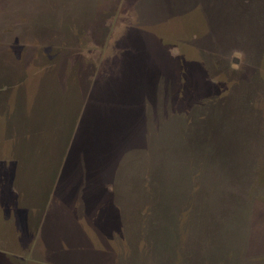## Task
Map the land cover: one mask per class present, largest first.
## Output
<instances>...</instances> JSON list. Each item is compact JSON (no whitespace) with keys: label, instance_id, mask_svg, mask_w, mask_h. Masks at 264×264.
I'll list each match as a JSON object with an SVG mask.
<instances>
[{"label":"trees","instance_id":"16d2710c","mask_svg":"<svg viewBox=\"0 0 264 264\" xmlns=\"http://www.w3.org/2000/svg\"><path fill=\"white\" fill-rule=\"evenodd\" d=\"M3 1L0 130L10 155L0 159V264L26 262L21 252L34 238L52 251L51 264H119L132 240L123 206L114 207L115 174L136 149L141 163L133 158L129 166L143 172V217L152 216L153 230L163 228L152 251L163 257L172 247L174 264H264V0H133V47L110 61L108 75L111 65L125 73L126 60L139 62L148 47L149 86L134 118L140 130L121 135L110 156L88 113L105 65L100 72L83 44L104 48L122 0ZM193 12L203 18L204 34L182 43L195 59L146 31ZM74 183L80 198L99 191L111 223L93 214L109 232L112 226L115 249L88 252L81 241L78 254L69 234L63 248L60 224L68 231L65 195ZM80 203L75 218L88 208ZM11 218L29 237L13 249L5 233Z\"/></svg>","mask_w":264,"mask_h":264},{"label":"rangeland","instance_id":"374dc122","mask_svg":"<svg viewBox=\"0 0 264 264\" xmlns=\"http://www.w3.org/2000/svg\"><path fill=\"white\" fill-rule=\"evenodd\" d=\"M59 4L60 3L57 1L58 6ZM4 8V1L0 0V13H2ZM113 17L114 18L111 20L112 31L104 48L95 46L92 41H87L83 44V53L87 55L88 58L99 63L100 72L103 70V65H105L102 91L95 96L97 99L91 104L88 113L93 116L92 123L95 121V124H97V131L95 133L97 135L96 139L102 141L101 144L108 156H110V153L116 151L118 145H121V142H119L121 135H127L128 132L129 136H135L140 130V128L138 130L134 118L137 117L139 111L143 110V107H145L143 104L144 91L149 86V81L146 79V77L149 76V72L144 71L143 65L151 69V53L147 47L142 53V58L139 57L136 59V61L139 62H131L130 64H128V60H126L125 64L123 62L126 69L125 73L119 70L121 64L117 66L111 65L113 70L110 71V74L112 75L111 77L108 75L110 61L119 58L120 50L124 51L127 48L133 47L131 40L134 35H132L133 32H131V27L137 20L133 0H122L118 11ZM71 19L75 20L76 16L72 15L69 17V20ZM146 31L161 37L164 43L170 46L174 45L175 49H177L178 52L181 51L187 58L195 59L197 58L195 51L184 45L182 41L203 35L205 31V22L199 12H193L190 15L173 19L159 26L146 28ZM126 33L127 40L123 41L122 38L125 37ZM236 58L238 59V57L232 59L234 63ZM239 63L240 60L238 59V63L235 64ZM262 72L264 75V66L262 67ZM110 81L113 82L111 83ZM61 101L63 102V100ZM125 115L127 117H125ZM113 135H117V139H115ZM3 140L4 130L2 129V131L0 130V159L5 158V154L7 157L10 155V152L6 151V148L5 151H3L4 148L2 147L4 144L1 142ZM133 158H137L141 163V149H136L129 153L121 164L120 173L118 172V175L115 174V176L118 177L119 184L116 189L117 195L113 198L114 207L116 206L117 208H115V210H117L123 206L124 214L126 213L129 219L128 226L131 229L129 231V236L132 240L130 241L132 245L130 247L127 246L129 254L123 253L119 264H150L151 259H153V264H174L173 257L175 251L172 247L166 246L165 251H167L168 254L163 257L152 251L153 248L156 249V246L159 245V242L158 245L155 244V241L152 243V238L161 232L163 228L158 227V230H153L152 216L150 218V216L148 217V213H144L146 216L143 217L142 209L144 208L145 195L147 193L146 189L143 187L144 182L142 181L143 172L141 166H139L138 169L129 166ZM40 164H44V161L40 160L39 165ZM135 184H137L138 187H134ZM80 192L82 194L83 190L74 183V185L71 186V190L65 195V197L69 199L70 217L67 223L69 225V233L66 231L67 226L65 224L62 226L63 223L60 224V238H63L60 242L63 248L67 249L65 242H67L66 236L69 234L75 243L73 247L75 250H80L81 241H87L86 246L88 250L86 251L88 252H99L98 249H102L100 251H105L107 248L112 250L114 247L110 240L113 238L112 236L109 238V233L113 232V228L109 225V229L111 228L109 232L107 226L104 223L100 226L96 218L98 217V213H100L102 217H108L106 213L107 210H105L102 205L104 202L98 198L99 196L101 197L99 191L91 189L86 192V198L81 196L84 202L83 205L88 208L84 211L83 218L79 216L77 218L74 217V208L78 209L77 206L81 205ZM93 210L98 212L97 215L93 214ZM153 214L155 213L153 212ZM147 217L148 219L143 222L144 218ZM105 219L106 218H104V220ZM108 219L106 220L107 223L110 222V219ZM144 223H147L146 227H144ZM15 224L17 225L15 220L13 222V218L9 219L7 222V229L5 230L6 235L9 236L7 241H9L11 249L16 247V244H14L15 242L18 243L20 240L24 245V242L29 238L26 236V233L20 232L21 229ZM56 232L57 230L55 234ZM56 237H59V235ZM168 239L169 237L166 236L167 241ZM1 246H3L2 243H0V247ZM23 248L24 247H22V249ZM161 249L163 248L161 247ZM80 253H82L81 250L78 254ZM21 254L27 259L26 262L13 259L15 264H32L33 262L51 264L50 262L53 260L51 257L52 251L47 248L41 238H34L29 248L27 250L25 249Z\"/></svg>","mask_w":264,"mask_h":264},{"label":"water","instance_id":"95a60500","mask_svg":"<svg viewBox=\"0 0 264 264\" xmlns=\"http://www.w3.org/2000/svg\"><path fill=\"white\" fill-rule=\"evenodd\" d=\"M234 61H235V63H238V60L237 59H235Z\"/></svg>","mask_w":264,"mask_h":264}]
</instances>
